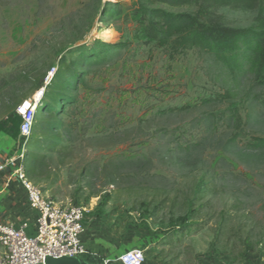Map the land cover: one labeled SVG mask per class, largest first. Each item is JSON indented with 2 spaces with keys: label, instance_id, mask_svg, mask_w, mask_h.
Here are the masks:
<instances>
[{
  "label": "rangeland",
  "instance_id": "rangeland-1",
  "mask_svg": "<svg viewBox=\"0 0 264 264\" xmlns=\"http://www.w3.org/2000/svg\"><path fill=\"white\" fill-rule=\"evenodd\" d=\"M138 8L196 10L0 0V136L45 196L85 208L93 251L141 248L146 264H264V148L255 147L264 84L203 51L143 39ZM216 14L246 28L257 10ZM32 97L22 141L15 109Z\"/></svg>",
  "mask_w": 264,
  "mask_h": 264
},
{
  "label": "trees",
  "instance_id": "trees-1",
  "mask_svg": "<svg viewBox=\"0 0 264 264\" xmlns=\"http://www.w3.org/2000/svg\"><path fill=\"white\" fill-rule=\"evenodd\" d=\"M151 1L169 8L194 6L196 10L170 13L162 9L138 8L135 18L143 39L154 42L159 48H168L174 54L192 49L203 51L212 55L229 74L252 76L264 84V0ZM222 8L256 9L257 14L251 26L232 28L216 14ZM255 147L264 148V141L258 140Z\"/></svg>",
  "mask_w": 264,
  "mask_h": 264
},
{
  "label": "built area",
  "instance_id": "built-area-1",
  "mask_svg": "<svg viewBox=\"0 0 264 264\" xmlns=\"http://www.w3.org/2000/svg\"><path fill=\"white\" fill-rule=\"evenodd\" d=\"M54 71L48 73L47 80ZM34 97L24 100L15 109L20 119L19 136L26 141L30 135L37 107ZM7 172V184L17 183L24 191L27 208L35 214L36 233L25 234L27 223L18 228L0 220V264H43L46 257L94 256L82 243L83 220L86 210L82 206H64L45 196L40 188L27 178L23 154L7 158L0 165ZM120 264H146L144 249H129L117 257Z\"/></svg>",
  "mask_w": 264,
  "mask_h": 264
},
{
  "label": "crops",
  "instance_id": "crops-1",
  "mask_svg": "<svg viewBox=\"0 0 264 264\" xmlns=\"http://www.w3.org/2000/svg\"><path fill=\"white\" fill-rule=\"evenodd\" d=\"M14 149L12 141L0 136V165L7 158L17 155ZM34 217L35 214L27 208L25 203L23 189L15 182L7 184V172H0V220L15 228L26 222L28 226L24 232L28 237H33L36 233ZM82 243L89 253L94 255L97 264H120L117 261L118 256L112 257L106 251H93L89 238L82 236Z\"/></svg>",
  "mask_w": 264,
  "mask_h": 264
},
{
  "label": "water",
  "instance_id": "water-1",
  "mask_svg": "<svg viewBox=\"0 0 264 264\" xmlns=\"http://www.w3.org/2000/svg\"><path fill=\"white\" fill-rule=\"evenodd\" d=\"M43 264H97L94 256H80V257H62L51 258L46 257Z\"/></svg>",
  "mask_w": 264,
  "mask_h": 264
},
{
  "label": "bare ground",
  "instance_id": "bare-ground-1",
  "mask_svg": "<svg viewBox=\"0 0 264 264\" xmlns=\"http://www.w3.org/2000/svg\"><path fill=\"white\" fill-rule=\"evenodd\" d=\"M40 96H41V94H40ZM40 96H39V97H40ZM33 100L37 102V100H36L35 98H34Z\"/></svg>",
  "mask_w": 264,
  "mask_h": 264
}]
</instances>
